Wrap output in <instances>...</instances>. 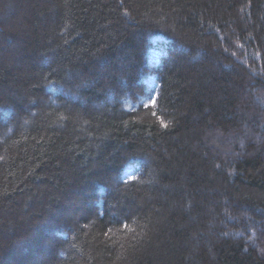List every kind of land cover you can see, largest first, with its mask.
<instances>
[{
    "label": "trees",
    "instance_id": "trees-1",
    "mask_svg": "<svg viewBox=\"0 0 264 264\" xmlns=\"http://www.w3.org/2000/svg\"><path fill=\"white\" fill-rule=\"evenodd\" d=\"M0 264H264V0H0Z\"/></svg>",
    "mask_w": 264,
    "mask_h": 264
}]
</instances>
